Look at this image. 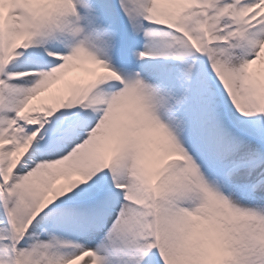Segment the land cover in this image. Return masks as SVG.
<instances>
[{"label": "snow or ice", "instance_id": "6c2138e0", "mask_svg": "<svg viewBox=\"0 0 264 264\" xmlns=\"http://www.w3.org/2000/svg\"><path fill=\"white\" fill-rule=\"evenodd\" d=\"M0 264H264V0H0Z\"/></svg>", "mask_w": 264, "mask_h": 264}]
</instances>
